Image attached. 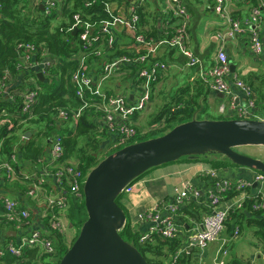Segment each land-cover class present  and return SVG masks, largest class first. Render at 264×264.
Segmentation results:
<instances>
[{"label":"built area","instance_id":"built-area-1","mask_svg":"<svg viewBox=\"0 0 264 264\" xmlns=\"http://www.w3.org/2000/svg\"><path fill=\"white\" fill-rule=\"evenodd\" d=\"M113 1L106 2V9L111 15L109 19L99 23L93 22L88 18L84 19L80 12H75L72 22L68 20L70 24L64 29L66 31L64 33L74 34L76 30V35H79L82 43L81 49L74 55L78 63L71 74L76 95L82 103L78 109L72 111V115L68 109H60L57 117L63 121L71 117L77 120L84 110L91 109L94 120H103L105 130L114 136L111 146L122 148L124 144L128 145L138 136L139 132L133 116L144 110L150 103L153 84L157 82L162 72L169 69V64L158 57L159 50L163 48L177 50L188 58L187 65L189 66L201 67L202 60L190 47L191 13L183 0H168L165 11L171 14L172 18H176L177 27L172 35L164 38H154L138 32L137 25L140 16L136 12V7L139 6L136 2L129 7L127 15H119L112 6ZM229 1L215 0L210 7L225 18L229 29L227 32L218 34L221 44L217 48L214 64L207 70L202 68L200 76L211 90L231 95L230 104L239 118H254L257 116L254 112L255 93L247 82L237 76L231 82L230 58L224 42L226 38L235 39L240 35H246L256 54L264 51L261 37L264 0H258L257 5H251L249 14L244 17H236L232 14ZM235 1L250 2L248 0ZM64 2L65 0H31L35 8L39 7L42 10L43 5L42 11L47 14H51L56 9L60 18L62 10L58 5L60 3L63 5ZM86 2V5L92 3L89 0ZM118 26L122 27L131 38V44L126 46L127 48L120 47L117 42ZM164 32H167V29ZM16 49L17 69L22 72L17 77L7 71L5 77H9L14 83L12 86H7L5 91L7 93L12 88L24 89L15 93L19 94L22 99L20 115L28 114L32 117L30 112L36 102L40 86L35 77L25 79L23 75L35 72L38 78L37 74L41 72L47 79L52 75L50 70L57 58L48 50L40 52L33 42L21 41ZM118 49H125L126 52L118 54ZM92 56L98 60L95 62L100 67L91 65L89 58ZM132 67H135V73L130 77L133 85L131 93H114L105 90L106 81L108 82L112 76L121 71H124V74H132ZM18 84L23 86H18ZM5 86V82L2 81L0 89L3 90ZM233 86L245 96L249 109L238 102L240 95L234 92ZM9 97L14 100L13 95ZM220 111H225L224 105L220 107ZM164 122L161 123L160 128L165 125ZM64 150L62 136L55 134L45 153L33 161L31 170L21 169L16 150L9 154L0 152V191L5 190L7 183L18 182L24 186L25 192L20 197L8 194L0 197L3 206V211L0 212V233L4 239V242L0 244V264H5L6 255L11 254L21 258L25 250L29 248L38 249L41 255L56 254L57 248L52 233H61L66 242L68 232L75 231L74 228H77L68 216L70 198L84 199L83 188L88 172H84L78 163L70 159L65 160ZM208 174L214 181V186L207 195L211 210L204 214L200 222L201 227L190 235L187 245L199 248L200 252L207 245L221 238L227 228L226 222L230 214L233 211L243 210L247 200H251L253 210L264 209L263 185L256 193L250 192L252 186L258 183L264 184V173L256 171L252 179L239 178L236 180L219 177L215 169H210ZM132 190L133 184L128 185L124 192L130 193ZM230 192L236 194L224 204V198ZM201 196L202 192L199 188L187 183L178 189L176 199L168 205L170 215L161 218L156 212L143 214L142 218L151 220L154 225L150 232L141 235L140 242L152 233H158L165 238L178 236L182 226L177 222L176 216L183 200L190 197L201 198ZM11 231H15L16 235H11ZM240 233V225L235 226L233 237L237 238ZM6 236L13 238H6ZM194 241H197L196 245L193 244ZM185 251L187 247L183 246L177 255L168 259L165 264H177L179 256ZM224 253L226 254L227 251Z\"/></svg>","mask_w":264,"mask_h":264},{"label":"trees","instance_id":"trees-1","mask_svg":"<svg viewBox=\"0 0 264 264\" xmlns=\"http://www.w3.org/2000/svg\"><path fill=\"white\" fill-rule=\"evenodd\" d=\"M86 1L88 0H65L63 5L60 3V5H58L61 6L62 10V16L60 18L56 9H54L51 14H47L40 10L39 7L35 8L31 4V0H0V84L2 81L6 84L3 90L0 89V152L9 154L16 150L19 156L21 169H32L33 161L38 159L41 154L45 153L46 148L50 146L51 139L55 134L62 136L65 149L63 158L66 160L73 156L76 157L79 160V167L84 172H89L105 156L110 154L107 153L105 156H99L100 152H102V138L105 136V133L101 132L104 133L101 134L102 138L97 136L96 129L99 125V121L94 120L90 111L91 109L84 110L77 120L71 117L69 120L63 121L57 117L60 109H68L70 115H72V111L78 109L82 103L76 95L75 85L71 79V74L78 63L74 55L79 52L82 43L79 39V35L73 34L72 32L64 33L66 32L64 29L70 24L68 20L72 22L75 12H80L84 19L88 18L98 23L102 20L111 18L110 13L106 9V2L109 0H89L92 2L89 5H86ZM248 1H250L251 5L258 4V0ZM118 2L124 4L126 7L130 4L129 0H118ZM144 9V4H140L136 7V12L140 16L137 25V29H139L138 32H142L154 38H164L172 35L177 27L176 18L169 19L167 32L163 31V33L158 35L155 24L150 27L151 30L145 29L147 12H145ZM195 27L196 25H193L190 28L192 34ZM21 41L33 42L38 46L40 52L48 50L57 58L56 63L50 70L52 75L45 81L37 78L35 72L25 73L23 75L25 79L35 77L40 86L36 102L30 112L32 117L28 114L20 115L22 111L20 108L22 99L19 94L15 93L24 89L15 90L12 88L7 93L5 91L7 90V86H12L14 83L9 77H5L7 71L17 77L20 75V72H22L17 69L18 54L16 49L17 44ZM167 50L169 57H172L175 52H177L175 49L167 48ZM125 52V49L117 50L118 54ZM95 61H98L95 56L89 58L91 65L100 67ZM132 70V74L125 75L127 79L134 76L135 67H132ZM18 86L22 87L23 85L18 84ZM206 86H208V84L204 83L203 80H198L195 81L194 84L181 87L177 92V94H179L177 99L174 98L173 101L165 104L159 115L154 119V122H158V120L160 121L163 116L166 115L165 127L163 126L158 130L163 131L164 134L177 124L191 120L197 108L201 106L199 104L200 98L204 95L205 97L207 96L208 87L206 88ZM10 95L14 96V100L9 97ZM260 97L264 98L263 92L260 93ZM206 110L207 109L203 108V111ZM25 118L26 120H23ZM27 131H32L33 133L30 138L24 136ZM91 133L95 134L92 136ZM35 134L40 137L37 135L35 136ZM151 137L154 136L152 135L149 138ZM40 138L43 142L42 140L40 141ZM144 139L148 138L138 136L134 139L135 141H133L137 142ZM84 140H87L88 144V141L93 144L91 150L87 149V145L83 147L79 146ZM208 156L214 157L213 162L217 166L241 167L232 163L224 156L218 158H215L212 154H208ZM187 158L188 157H182L180 160ZM137 179L129 185L133 184ZM24 193V186L18 182L11 184L7 183L5 190L0 191V197L3 194L20 197L23 196ZM235 194L234 192H230L227 198L233 197ZM124 195L125 192H122L117 198L119 204L120 199ZM251 203L250 199L247 200L246 207L240 211H233L229 219L237 220L250 214L249 220L256 225L255 235L258 239L264 241V209L255 211L252 209ZM200 207L201 205L192 202L189 206L191 209L182 208L180 211L185 214L188 213L199 220L200 215L197 211ZM203 209L204 211L208 210L207 207ZM1 211H3V206L0 200V212ZM68 216L78 228L73 239L74 242L80 232V227L87 219L84 199L80 201L76 198H70ZM229 219L226 224L230 223ZM178 221H180L181 225L186 227V216H180ZM120 233L125 240L134 244L141 251L149 264H164L168 259L177 255L178 251L183 247L180 236L165 238L158 233L149 234L148 238L140 242V237L144 232L134 230L128 221ZM1 236L2 234L0 233V244L4 242ZM52 237L55 240L57 248L56 254L41 255L38 249L29 248L25 250L24 256L21 258L11 254L6 255L4 258L5 264H59L64 251H67L70 247L65 242L61 233L53 232ZM6 238L13 237L6 236ZM177 264H195L192 258V252H183V254L179 256Z\"/></svg>","mask_w":264,"mask_h":264},{"label":"crops","instance_id":"crops-1","mask_svg":"<svg viewBox=\"0 0 264 264\" xmlns=\"http://www.w3.org/2000/svg\"><path fill=\"white\" fill-rule=\"evenodd\" d=\"M129 1L130 4L128 7L124 4H120L118 0H114L112 6L116 9L117 14L127 15L129 7L133 2H136L138 5L144 4V11L147 12V20L144 26L145 29L151 30L150 27L155 24L158 35L167 29L169 19L172 18L171 14H168L165 11L168 0ZM183 2L187 5L191 13V27L196 25L193 34L190 31V47L195 55L202 60V66L187 65L188 58L177 50L172 57H169L167 48L159 50L158 57L169 64V69L162 72L157 82L153 84L150 103L144 110L139 111L133 116V121L139 132L138 136H144L154 130V126L157 122H154L153 120V124H151V120L148 118L149 113L152 111L154 102L160 103L162 101L161 98H165L168 93L170 95L169 98H172L169 101L171 102L174 98L177 99V96L179 95L177 92L181 87L188 84H194V82L198 80H203V82L206 83V81L200 76V71L202 68L207 70L214 64V57L217 48L221 44L218 34L221 32H227L229 29V24L227 22L218 28H205L206 24L203 20L208 13L212 12L213 9L210 7L214 4L215 0H183ZM250 6V2H236L235 0L229 1V8L231 9L232 14L236 17L247 16L251 9ZM221 17L225 20L222 15ZM116 33L117 42L120 44V47L130 46L131 38L129 37V34L122 29V27L118 26ZM261 37L264 43V22L262 25ZM224 46L230 58L231 82L232 79L237 76L252 87L255 93L256 103L254 112L258 116L254 118H264V98L260 97V93H264V51L261 54H256L253 51L249 38H247L246 35H240L235 39L226 38ZM124 73V71L118 72L109 79L106 87L108 89L110 88L111 92L129 93L130 91H133L131 79H127L125 77L126 74ZM233 87L234 92L239 93L240 95L238 102L241 106L248 108L245 96L238 88H235V86ZM206 88L208 90L207 96L205 97L204 95L200 98L199 104L201 106L197 108L194 114L195 117L198 118L200 113L207 112L211 108L219 112V115H215L213 118H239L235 113L236 111L232 109L230 104V94L220 92L223 94V96H221L215 91L209 89V86H206ZM222 105L225 106L224 112L220 111V107ZM203 108L207 110L203 111ZM225 113L230 115V117H226L224 115ZM165 118L166 116L164 115L160 121ZM206 118L213 119L211 117ZM96 131L97 136L100 138H102L101 134L105 133V136L102 138V146L113 142L114 136H111L109 132L105 130L103 120H99V125ZM241 152L259 158L258 156L247 153L246 151ZM69 159L73 162L79 163L78 159H72V157ZM213 159L214 157L208 155L198 156L196 158H187L166 163L147 171L133 183V190L130 193H125V195L120 199V204L127 215V221L131 224L134 230L144 233L150 232L154 223L147 218H142L143 214L156 212L161 218L167 217L170 215L168 205L176 199L178 189L187 183H191L194 187L201 190L202 196L201 198L190 197L184 199L180 209L178 210L176 220L180 224V221H178L180 216H186V227L180 224L182 226V230L178 236H180L183 246L187 247V251L189 253L192 252V258L194 259L195 264H261L260 260L263 261L264 264V241L258 239L255 235L256 225L249 220L250 214H247L248 217H241L237 220L230 218L231 220L229 219V222L231 224H227V228L223 232L221 238L218 241L207 245L204 250H201V252L197 247L187 246L189 244L190 235H193L194 232L201 227L200 222L202 217L205 213L211 210L207 195L209 190L213 188L214 181L209 176L208 171L210 169H215L219 177L231 178L234 180L239 178L252 179L254 173L256 172L253 169L243 167H230L224 165L217 166L213 162ZM262 185L264 187V184L261 183H258L256 186H252L250 192L253 194L256 193ZM225 198H227V196ZM225 198L224 204L229 202V200L233 197L228 199ZM192 202H196L201 205L200 209L197 211L200 215L199 220L188 213L187 215L180 211L182 208H189ZM202 206L203 208L207 207L208 210L204 211ZM237 225H241V233L237 238H234L233 231L234 227ZM246 227L251 230L249 241L251 242L250 249L252 250V253H250V256L247 257L230 256L232 243L243 235ZM77 229L78 228H74L76 233ZM225 251H227L226 254L224 253Z\"/></svg>","mask_w":264,"mask_h":264},{"label":"water","instance_id":"water-1","mask_svg":"<svg viewBox=\"0 0 264 264\" xmlns=\"http://www.w3.org/2000/svg\"><path fill=\"white\" fill-rule=\"evenodd\" d=\"M37 76L46 80L41 72ZM31 136L32 132L27 131L25 137ZM242 146H264V118L199 119L194 116L162 135L108 154L86 177L83 192L87 219L59 264H149L141 251L120 233L127 215L117 198L148 170L182 157L224 156L238 166L264 173V160L239 151ZM10 234L14 236L16 232Z\"/></svg>","mask_w":264,"mask_h":264},{"label":"rangeland","instance_id":"rangeland-1","mask_svg":"<svg viewBox=\"0 0 264 264\" xmlns=\"http://www.w3.org/2000/svg\"><path fill=\"white\" fill-rule=\"evenodd\" d=\"M203 22L206 24V26H205L206 29H208V28H218L219 26H222V25L226 24V20H224L221 17L220 14L216 13L213 10H212V12H210V13H208L206 15V17L204 18ZM107 83L108 82L106 81L105 84H107ZM105 90L108 91V92L111 91L110 88L108 89L107 87H105ZM169 96L170 95L168 93V94H166V97L165 98H163V97L161 98L162 101L160 103H155L154 102V104L152 106V111L148 115L149 120H151V124H153L152 121L159 115V113L161 112V110L164 107V105L167 104L172 99V98H169ZM209 111H210L211 114L209 113ZM209 111L204 112V113L203 112L200 113L198 115V118L203 119V118H206V117H213L215 115H219L218 114L219 112H217L216 110H213V109L210 108ZM224 115L226 117H230V115H228L227 113H225ZM256 117H258V116H256ZM252 119H254V118H252ZM163 122H164V120H162L160 122H157L155 124V126H154V130H152L155 133H152V131H151V133L145 134L144 137L145 138H149L152 135L155 137V136H159V135L163 134V131L158 130L161 127V123H163ZM164 124H165V122H164ZM164 127H165V125H164ZM94 134L95 133H91L92 136ZM36 135L37 134H35V136ZM37 136H39V135H37ZM41 140L42 139L40 138V141ZM134 141L133 142H130V143L128 142V143L131 144V143H134ZM42 142H43V140H42ZM88 142H89V144L87 143V140H84V141H82L80 143L79 146L83 147L84 145H87V149L88 150H91L93 144L90 143V141H88ZM110 144L107 143L105 146L103 145L101 147L102 148V152H100V155L99 156H105L107 153H112V152L116 151L117 149L121 148L119 146H111ZM125 145H127V144H124L123 147ZM239 150L244 151V152L246 151L247 153L254 154V155L258 156L259 159L262 158V160H264V147H243L242 146V147H239ZM252 157H255V156H252ZM255 158H257V157H255ZM72 159H77V158L73 156ZM84 202H85V200H84ZM81 227H80V229H81ZM250 234H251V230L246 227L243 235L239 239L235 240L232 243V247H231L232 250H231L230 256H234V257H237V256H240V257L250 256V253H252V250L250 249L251 248V246H250V243L251 242L249 241ZM75 235H76V232L75 231H69L68 232V234H67V241L66 242L68 243L69 247L72 245V242H73V239H74ZM65 252L66 251H64L63 255L65 254ZM260 263L263 264V261L260 260Z\"/></svg>","mask_w":264,"mask_h":264}]
</instances>
